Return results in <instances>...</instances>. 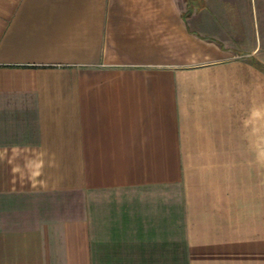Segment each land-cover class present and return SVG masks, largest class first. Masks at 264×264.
Instances as JSON below:
<instances>
[{
  "label": "crops",
  "instance_id": "1",
  "mask_svg": "<svg viewBox=\"0 0 264 264\" xmlns=\"http://www.w3.org/2000/svg\"><path fill=\"white\" fill-rule=\"evenodd\" d=\"M0 264H264V0H0Z\"/></svg>",
  "mask_w": 264,
  "mask_h": 264
},
{
  "label": "trees",
  "instance_id": "2",
  "mask_svg": "<svg viewBox=\"0 0 264 264\" xmlns=\"http://www.w3.org/2000/svg\"><path fill=\"white\" fill-rule=\"evenodd\" d=\"M188 10H190V8H188Z\"/></svg>",
  "mask_w": 264,
  "mask_h": 264
}]
</instances>
